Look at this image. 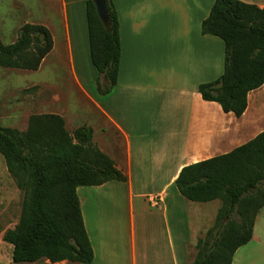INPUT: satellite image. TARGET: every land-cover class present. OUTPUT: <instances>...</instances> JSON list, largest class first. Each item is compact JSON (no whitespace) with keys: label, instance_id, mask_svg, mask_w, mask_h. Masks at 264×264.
Returning <instances> with one entry per match:
<instances>
[{"label":"crops","instance_id":"0c3cea01","mask_svg":"<svg viewBox=\"0 0 264 264\" xmlns=\"http://www.w3.org/2000/svg\"><path fill=\"white\" fill-rule=\"evenodd\" d=\"M60 1L74 80L115 134L116 145L95 116L82 126L94 130V142L128 178L77 190L95 252L89 264H190L222 203L187 200L176 179L185 166L228 154L264 131V94L257 96L264 85L250 92L241 117L202 97L200 85L217 80L225 67L224 41L202 33L216 0H113L122 50L118 84L97 98L86 89L99 76L91 60L86 0ZM240 1L264 9V0ZM260 253L264 214L232 264H254Z\"/></svg>","mask_w":264,"mask_h":264},{"label":"trees","instance_id":"16d2710c","mask_svg":"<svg viewBox=\"0 0 264 264\" xmlns=\"http://www.w3.org/2000/svg\"><path fill=\"white\" fill-rule=\"evenodd\" d=\"M107 3L108 27L94 1L86 0L91 60L102 96L118 84L122 54L119 16L113 0ZM202 33L221 38L226 50L224 73L199 91L204 100L241 117L250 92L264 85V9L240 0H216ZM53 49L50 29L27 23L13 44H4L0 36V67L38 71ZM0 153L27 195L19 222L3 235L13 246V263H92L95 252L77 190L128 180L94 142V130L81 126L72 134L61 115H33L25 133L0 124ZM176 186L189 201L222 203L190 264H232L237 250L252 240L264 207V131L228 154L185 166Z\"/></svg>","mask_w":264,"mask_h":264},{"label":"rangeland","instance_id":"374dc122","mask_svg":"<svg viewBox=\"0 0 264 264\" xmlns=\"http://www.w3.org/2000/svg\"><path fill=\"white\" fill-rule=\"evenodd\" d=\"M62 15L60 0H0V36L4 44L16 42L20 29L27 23L48 27L56 39L55 52L45 58L38 71L0 67V124L25 133L33 115L58 114L73 134L77 127L95 116L101 129L106 130L116 145L115 134L106 121L96 115L90 97L74 80L68 48L63 40ZM86 89L97 98L102 96L96 84H86ZM263 94L257 96L262 98ZM26 196L0 153V252L5 260L0 264L13 263V249L10 251L8 244L1 240V234L19 222ZM261 214H264V207L258 217ZM214 223L215 220L205 227L202 237ZM259 256L254 264H264V254Z\"/></svg>","mask_w":264,"mask_h":264},{"label":"water","instance_id":"95a60500","mask_svg":"<svg viewBox=\"0 0 264 264\" xmlns=\"http://www.w3.org/2000/svg\"><path fill=\"white\" fill-rule=\"evenodd\" d=\"M93 1L96 5L97 12L99 14L100 19L102 20L104 25L108 27L110 15H109V10H108L107 0H93ZM82 144H85V143L83 142Z\"/></svg>","mask_w":264,"mask_h":264},{"label":"built area","instance_id":"2783aa9c","mask_svg":"<svg viewBox=\"0 0 264 264\" xmlns=\"http://www.w3.org/2000/svg\"><path fill=\"white\" fill-rule=\"evenodd\" d=\"M152 202H153V204L155 206H157L159 204V199L158 198H154Z\"/></svg>","mask_w":264,"mask_h":264},{"label":"bare ground","instance_id":"6f19581e","mask_svg":"<svg viewBox=\"0 0 264 264\" xmlns=\"http://www.w3.org/2000/svg\"><path fill=\"white\" fill-rule=\"evenodd\" d=\"M263 112H264V108H263ZM261 118V117H260Z\"/></svg>","mask_w":264,"mask_h":264}]
</instances>
